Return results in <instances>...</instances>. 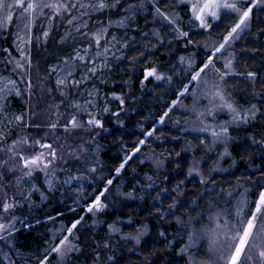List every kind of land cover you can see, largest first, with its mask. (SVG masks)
I'll return each mask as SVG.
<instances>
[{
    "label": "snow or ice",
    "instance_id": "1",
    "mask_svg": "<svg viewBox=\"0 0 264 264\" xmlns=\"http://www.w3.org/2000/svg\"><path fill=\"white\" fill-rule=\"evenodd\" d=\"M258 6H264V0H0V34L13 37L11 48L19 54L18 57L13 55L8 47L0 49V55L4 56L0 60V65L4 66V71L0 72V242L9 249L13 247L11 239L16 224L21 222L16 212L31 200L32 194L40 191L36 184L31 183L38 174H43L42 186L53 191L59 186L71 185L72 181L83 180L87 178V173L97 171L95 167H88L87 173L81 174L79 165L88 160L87 144L73 146L56 132L61 128L70 134L81 129L103 128L101 113L89 111L97 107L94 100L100 98L99 90L91 91L89 85L95 88L97 81L106 83L100 77L106 69L108 74L111 73L112 61L127 59L122 50L129 49L131 45L127 36L121 39L117 31L127 29L138 13L148 11L145 20L147 22L148 16L151 17L150 22L154 27L150 34L156 37L157 42L161 40V33L168 30L176 40L185 42V50L191 46L200 48L203 53L199 63L191 53L177 57V74L183 73L187 81L183 83L181 91L174 93L176 99L167 105V110L157 122L165 123L166 118H170V112L179 106L183 109L185 124L191 125V128L181 126L182 131L207 133L205 138L199 140L206 156L219 146L224 148L219 153V159L208 167L206 175L202 160L193 159L187 168L186 178L198 177V183L203 187L198 198L188 202L186 211L194 214L175 216L177 205L182 208L184 204L173 201L167 209L157 208L154 215H158L165 223H171L174 217L175 224L181 227L179 235L182 244L176 255L184 264H264V167L245 176L243 181L238 177L234 184L228 183L227 186L218 183L217 177L213 175L234 174L231 168L235 166V160L229 168L221 167L219 162L230 155L228 145L233 139L230 128L250 124L262 115L258 103L240 105L228 87L233 76L244 77L253 90L257 84L264 85V76L258 72L239 71L241 66L236 62L237 56L230 51L234 42L249 28L253 10ZM181 9H186L187 21H184ZM226 17H234V23L225 26L222 37L212 38L211 29L218 27ZM61 27L64 32L58 43L70 47L71 51L57 57V63L46 68L47 75L42 79V86L54 79L55 87L48 88V92L55 91L61 98V104L54 106L57 111L52 113L56 119L46 125L47 131L43 136L14 135L11 127L13 123L23 124L26 129L34 128L37 133L41 129L38 123L32 124L31 120L25 122L26 115L35 116V113L26 112L9 117L5 109L9 97L23 95L20 84H24V91L31 95L32 50L39 49L41 45L46 49L53 29ZM185 27L189 30H184ZM193 27L197 29L195 35L207 34L208 38L202 44L193 38ZM148 35L144 33L145 38ZM208 39L212 42L209 43ZM168 46L172 47V41L168 42ZM135 51L139 55L132 58L133 65L139 63L141 57L144 63L148 62L145 56L147 49ZM200 54L196 53L197 56ZM171 68V62L166 70L160 65L144 67L140 83L144 84L149 78L172 82ZM5 72L8 74L5 75ZM186 95L191 99V104L183 102L182 98ZM113 99L118 100L121 106L125 103L121 96L113 95ZM257 99L262 98L257 96ZM62 105L71 110L70 118L63 123L62 114L58 111ZM107 112L109 109L105 107L103 113ZM112 115L118 116L119 113L113 112ZM221 115L228 118L220 120ZM173 123L181 124L179 120ZM261 127H264V122ZM154 133L153 127L144 135L151 137ZM250 139L254 144H264V140H257L255 136ZM146 142L140 139L133 146L132 153L140 152V146ZM187 147H191L190 143ZM176 156L179 157L180 153L177 152ZM129 159L131 155H126L115 169L116 174L121 173ZM155 163L159 167L163 161L156 160ZM181 163L177 161V168ZM60 175L65 176L63 181ZM12 177L14 182L10 180ZM147 179L152 180V177ZM112 183L108 179L102 190H96L98 194H94V199L84 210L90 213L103 211L107 205L102 198H106L108 186ZM25 185L30 187L26 188ZM182 185L183 180L174 186L173 191L182 192ZM12 188L15 191L10 195L9 189ZM127 196L131 198L132 193H127ZM41 198H44L43 192ZM155 199L159 201L160 195ZM48 219L55 220L51 216ZM82 220L83 217L55 230L52 237L45 241L43 258L35 257L36 264H50L49 257L52 254L58 257L57 264H66L72 253H81L79 237L74 230H77ZM124 223L132 224V220L109 224V234H120L121 240L134 241L139 245L141 238L148 234V226L137 228L135 235H125L119 226ZM169 235L160 226L159 238L167 239ZM171 244L172 240H168V245ZM108 247L105 243L104 248ZM113 259V256L107 257L108 261ZM100 261L101 254L95 253L94 264ZM0 264L15 262L8 252H3L0 254Z\"/></svg>",
    "mask_w": 264,
    "mask_h": 264
},
{
    "label": "trees",
    "instance_id": "2",
    "mask_svg": "<svg viewBox=\"0 0 264 264\" xmlns=\"http://www.w3.org/2000/svg\"><path fill=\"white\" fill-rule=\"evenodd\" d=\"M183 19L185 21L184 16ZM137 20L138 22H141L140 18ZM150 21L151 17L148 16L147 22ZM233 22L234 17H226L222 22L219 23L218 27L214 26L212 28L211 33L220 37L224 34L225 26L230 25ZM60 30L62 31L63 28H59L57 32ZM191 33L193 34V38L200 44L206 40L205 35H195V31ZM164 34L170 38L168 36V30H165ZM145 41L152 47L155 45L153 48L156 49V54L148 55V57H150V59L154 62H156L159 58L166 59L172 55L173 44L172 47H169L166 44H159L150 37H147ZM241 41L239 42L240 44L238 43L236 45V50L239 53L237 63H239L241 66L238 70L242 72L255 71L261 76H264V11L258 17L257 22L253 23L252 33H249L243 37ZM136 42L137 44L135 46L139 44L138 40ZM48 48L50 49L47 53L49 62L57 61V57L63 55L64 51L66 50L61 49L62 45H58V43H55L52 46L50 45ZM136 49L141 48L137 47L134 49H124L123 53L127 59L115 66L111 71L108 81L115 83L113 91L124 93V86H127L129 81H131L130 78L132 70H136L137 75L134 76L132 81V90L134 93L138 94V83L142 79L141 69L143 68V64H139L140 66L136 67L131 63L132 58L139 55V53L135 51ZM195 49H197L198 52L201 50L200 48ZM153 65L154 64H148V67ZM145 82L147 83L148 87H150V81L147 80ZM182 87L183 86L181 85L180 90ZM228 87L233 93L240 94L241 96L244 95V91L246 93L248 90L246 83H244V81L238 77H231ZM150 88L151 90L142 94V96L136 100L137 108L140 107L139 110L128 115H125V113L121 115V120L124 122L123 126L115 124L113 122L115 121V116L111 114L106 115L105 118L108 116L106 119L103 117L104 125L108 129V132H106L101 137L103 150L100 153V161L105 172H107V176L103 178L101 182H96V188H94L95 191L93 192V195L97 193L96 190L103 189L105 182L108 179H112L113 183H117V181L119 182V180L122 178L124 181H126L127 186L130 187L134 181H141L142 175L153 172L151 166L141 163L138 156H134L126 163L124 169L122 170L121 178H115V169L125 159L126 155H129V153L132 152L133 146H135L140 139H144V132L153 129L155 122L149 123L147 121L148 116L154 112L157 114L156 116L159 117L167 109V104H163L160 101V96L165 93L169 96V101H172L176 99V95L174 93L179 92L178 89L175 92H172L171 90L164 89L160 86H152ZM255 89L259 90L264 96V85L257 84ZM105 90L108 91L109 89L105 88ZM23 99L24 98H18L14 96L9 97L5 109L9 117L23 113L25 109L22 108ZM109 107L111 109L120 108L117 103H110ZM33 121H36V119ZM257 123L258 122L249 125V128H242L244 129L242 133L246 139L242 137L240 138V142L238 144L236 142V144L233 142L230 143L232 155L230 160L227 159L225 164L232 163L233 160H235L238 163V166L232 172L234 173L232 175H229L228 173L223 175L214 174L217 177L218 183L225 184V186H227L228 183L234 184L238 177L241 181H243L245 176L256 172L251 171L252 169L249 167L250 164L256 163L258 170L260 167H264V156L256 158V156L259 154L258 149L250 142V137L252 136L257 137L258 139L259 137L262 139L264 137V127H261V125ZM11 127L13 129L14 135L19 134L17 132L16 126L11 125ZM4 130L7 131V127H5ZM230 132H232V137L234 138L236 135L234 134L235 131L230 130ZM184 137L194 147V159L202 160V162L208 159L206 163L204 162L202 164L204 173L207 174L208 167L210 166V156L209 154L206 156L204 148L200 147L199 145V140L205 138L206 135H197L193 133L183 135L179 131L175 130V127L156 126L154 137L146 140L147 142L143 146L142 150L149 148L156 155H158V157L164 159L165 161L164 169L161 174L158 176H153V179H155L157 182V186L155 185L154 188H150L142 193L143 201L141 203H137L135 201L126 202L119 200L121 206L116 208L113 207L116 200L114 199L113 204H111V211H107L100 216L105 223L104 227L96 231L97 234L93 235L94 238L91 239L88 234V237L85 239L81 238L78 240V244L80 245L82 252L73 254L69 259V264H94L95 253L101 254V261L99 264H166V262H170V264H184V261L176 255L181 247L182 242H175L173 246H169L167 239L159 238L160 226H163L166 230H175L176 232L178 231L176 230L174 217L171 219V223H165L164 221L160 220L158 215H154L157 208L167 209L168 205L173 201H178L184 204V207L181 208L179 205H177V208L175 209L176 213L180 216L194 214L186 211L188 208V202L195 201L199 194L203 191V187L198 183L199 179L186 178V171L190 162L192 161V158L186 154L183 141ZM161 138H166L167 141L160 142L159 140ZM177 152L180 153L179 157L176 156ZM178 160L182 161L179 168H177ZM221 177H223V179ZM253 179H256V177L253 176ZM181 180L184 181V185L181 186L184 190L182 192L173 191L174 186L177 185ZM144 183H142V185L145 186L146 184ZM111 186L114 185L112 184ZM91 189V186L86 189V196H82L81 204L78 208H75V210L69 208L66 204L58 202L56 196H50L49 202L43 209L44 212H38L37 214L40 216V213H42L41 217L32 222H26L23 220L26 223L22 222L23 224L17 230H15L13 237L16 236V240L13 242L11 240L13 251L17 252V255L20 258H24V260H30L32 263L36 264L35 257L40 256L41 259L43 258V252L46 247L45 241H48L52 237V233L59 229L60 225H70L71 222L80 219L81 217L86 218L84 221H89L91 219V216L84 210L94 198L92 196V198L85 199V197H88V193H90ZM112 190L114 192V189ZM125 191H128V189L126 188ZM158 194L160 195L159 201L155 199ZM117 201L118 200H116V202ZM201 205L204 206L203 201H201ZM58 213H62L63 215L60 216ZM49 216L54 217L55 220H49ZM23 219L25 218L23 217ZM129 219L132 220V224L123 225L121 228L122 233L135 235L137 228H140L143 225L148 226V234L139 245H135L133 247L129 246L128 251L120 250L117 253V256L112 255L113 251L111 249L110 250L112 252H110L108 249H103L100 247L102 246L100 245L102 240H100L99 237L103 235L105 226L113 224L116 221H127ZM86 230L88 229L85 225L84 231ZM96 239H99L100 246L95 245ZM110 254L114 256L113 261L107 260V257ZM52 260L54 261L53 264H57L58 257L56 254H52L51 261Z\"/></svg>",
    "mask_w": 264,
    "mask_h": 264
},
{
    "label": "rangeland",
    "instance_id": "3",
    "mask_svg": "<svg viewBox=\"0 0 264 264\" xmlns=\"http://www.w3.org/2000/svg\"><path fill=\"white\" fill-rule=\"evenodd\" d=\"M180 11H181L182 16H184L185 21H187L188 15H187L186 9H181ZM263 11H264V6H258L256 8H254L251 19L249 21V28L246 29L245 32L241 34V38L239 40H237L236 42H234L232 49H230V51H232L236 54L237 58L239 56V53L236 50V45L241 41V39L243 37H245L249 33H252L253 23L257 22L258 17L260 16V14ZM147 15H148V11H145L144 13H138L136 16V19L134 21L130 22L129 27L127 29L118 30L117 35L120 36L121 39H123L124 36H127L128 43L131 45V47H130L131 49L139 47V48H141V50H143V49L148 50V51H145V56L148 58V62L144 63V58L141 57V61L139 63L134 64L136 67H139L140 66L139 64H143V68L141 69L142 78H143V69H144V67H148V64L160 65L163 69L166 70L169 68V64L171 62V64H172L171 74L173 75V81L172 82H168L167 80L157 81L154 78H149L148 81H150V84H151L150 87H152V86L153 87H159L160 86L164 89L171 90L172 92H175L177 89L179 91H181L182 88L180 90V86L181 85L183 86V83L187 81V77L183 73L177 74L178 68H179V61H178L177 57L179 55H187V54L191 53L194 56V58L196 59L197 63H199V61L203 58V53L200 50L201 54L199 56H197L196 55V53L198 52L197 49H195L191 46H189V48L187 50H185V48H184L185 42L183 40H176L174 38V36L171 34L168 35L170 37V38H168L164 34V31L161 33L160 42H157L156 37H154L150 34L154 25L151 22H146L145 16H147ZM139 18L141 19V22H138L137 19H139ZM212 23H216V22H212ZM58 29L59 28L53 29L52 36L49 38V43L46 46V49H45V46L41 45V47L39 49L34 48L32 50L33 67L31 69V79H32L33 88L31 91V95H29V93L27 91H24V87H25L24 84L19 85L22 92H23V95L19 96L18 98H24L23 102H22L23 103L22 108L23 109L25 108L23 113L28 112V113H35L36 114L35 116L26 115L25 116V122L27 123V122H29V120H31L32 124L38 123L41 125V129L37 133V131L34 128L33 129H26L23 124L13 123L12 126L14 125L17 127V132L20 135H32L34 137L37 135L43 136L45 134V132L47 131L46 125L50 121H54L56 119V117L53 116L52 113L57 111V109L54 106L57 104H61V98L59 97V94L55 91H53L51 93L48 92V88H50V87L54 88L55 87L54 79L51 81H46L43 84V86H42V79L45 78L47 75L46 68L49 65H54L57 63V61L49 62L48 58H47V53L50 50L48 47L50 45L52 46L53 44L58 43L60 35H62L64 32V28L62 31L60 30L59 32H57ZM184 30L188 31L189 28L185 27ZM193 31L197 32V29H195L194 27L191 28V32H193ZM144 33H149V35L147 37H150L152 40L156 41L159 44H166L168 46V42L172 41V44H173L172 55L166 59L165 58H159L156 62L151 60L150 57H148V55L156 54L155 53L156 49L153 48L151 45H149L145 41L146 38L144 36ZM58 35H59V37H58ZM203 35H205L206 39L208 38L206 33ZM211 37L212 38H218L219 36H215L213 33H211ZM220 37H222V36H220ZM137 40H138L139 44L137 46H135L137 44V42H136ZM208 42L211 43L212 42L211 39H208ZM12 43H13V37L6 36L4 34H0V49L5 48L7 46L13 52V55L18 57L19 54L15 51V49L11 48ZM58 45H60V44L58 43ZM61 49H66L64 51L63 55L67 54L68 52L71 51L70 47L63 46V45H62ZM122 52H123V50H122ZM123 55H125V54L123 53ZM2 59H4V56L0 55V60H2ZM123 61H125V59L120 60V61L113 60L112 65H111V71L114 69L115 66L122 63ZM8 70L9 71L11 70L10 66H9ZM3 71H4V66L0 65V72H3ZM4 74L7 75L8 73L5 72ZM135 75H137V71L132 70V74H131V78H130L131 81H129L127 86H124L125 87L124 93L113 91V87H114L115 83L108 81V77L110 76V74H108L107 69L105 70V73L102 74L100 77V79L105 80L106 83L101 84L99 81H97L95 84V88H93L91 85H89V90L95 91V89H98L99 94H100V98L94 100V103L97 105V107L91 108V109H89V111L93 112L94 114L96 112L101 113L100 118H101L102 123H103V128L81 129V130H76L74 133H71V134L65 133L63 131V129L61 128V129L57 130L56 135L61 136L63 139H65L69 143H71L73 146L79 145L81 143H86L87 144L88 160H87V163L82 162L79 165V171L81 174L87 173L88 167H95L97 169V171L95 173H87V178H85L83 180L72 181L71 185L59 186L56 189H54L53 191H48L45 187L42 186L43 182H44L43 174L42 173L38 174L36 179L32 180L31 183L36 184V186L40 188V191L32 194L31 200L29 202H25L24 207L16 212V215L21 218V222L16 224V230L23 224L22 222L36 221L39 217H41L42 213L44 212L43 209L45 208V206L49 202L50 196H56L58 202L66 204L69 208H72L73 210H75V208H78L80 206L81 201H82V196H84L86 194V192H87L86 189L89 186H91L92 189L90 190V193H88V197H85V199L92 198V196L94 197L93 192L95 191L94 188H96L95 187L96 182H101V180H103V178H105L107 176V172H105L103 165L100 161V153L103 150L102 144H101V141H102L101 137L106 132H108V129L104 125L105 116L110 115V114L112 115L113 112L119 113L118 116H115V121H113V122L119 126H123L124 122H123V120H121V115L124 113H125V115H128L130 113H134V111L139 110L140 107L137 108V106H136L137 101L136 100L139 99V97L142 96V94L151 90V88L148 87L146 82H144V84H141L139 82L138 83L139 92H138V94L134 93V91L132 90L133 89V82L132 81H133ZM233 77H238V78L242 79L244 81V83H246L247 89L249 90V91L247 90L246 93L244 91L243 96H241L240 94L233 93V95L237 98L238 103L240 105L248 106L250 102H256L259 104L260 112L262 113V115H260L257 120H255L254 122H251L250 124H244V125H240L238 127L233 126L230 128V130L235 131L234 134H236L235 137L233 138L232 132H230V135L233 138L230 143L233 142L234 144H236V143L238 144L240 142V138L244 137L246 139V137L242 133L244 131V129H242V128H244V127L249 128V125L255 124L256 122H258L261 125V123L264 121V96L262 93H260L259 90H257V89L253 90L250 82L246 81L244 77H241V76H233ZM105 88H108L109 90L106 91ZM113 95L121 96L124 99L125 103L121 106V104L118 100L113 99ZM257 96H260L262 99H257ZM14 97H16V96H14ZM105 97H107V99H105ZM73 99H78V97H74ZM182 99H183L184 103L191 104V99L187 95L185 97H183ZM160 101L163 104H167V105L171 102V101H169V96L166 95L165 93H163L160 96ZM110 103H117L121 109L120 108L119 109H116V108L111 109L109 107ZM105 107H107L109 109V112L103 113V109ZM58 111L62 114L61 123H63L64 120L70 118V116H71V110L68 109L65 105H62ZM23 113H21V114H23ZM156 115L157 114L153 112V114H150L147 118V121L149 123L155 122L154 126H153L154 128L156 126H172V127H175V130L179 131L183 135H186L188 133H193V134H197V135L200 134V135H206L207 136V133L196 132V131H182L181 130V126H183L185 128H191V125L185 124L183 109H181L179 106H177L174 110H172L170 112V118H166L165 123H163V124L157 122L159 117ZM227 118L228 117L225 115H221L219 117L220 120H225ZM34 119H36V121H33ZM175 120H179L181 122V124L180 125L174 124L173 121H175ZM153 137H154V135L151 137H147L144 135V140H147V139H150ZM255 138L257 140H264V137H263V139L261 137H259V139L257 137H255ZM159 141L165 142V141H167V139L161 138ZM183 141H184V148L186 149L189 142L185 137L183 138ZM250 142L253 144V146H256L258 149L259 154L256 156V158L264 156V144H254L252 142V140ZM230 143L228 145V151H229L230 155L228 157H224L223 159L219 160L221 167H224V168H229V166L232 165V163H233L232 162L229 164H225L227 159L230 160L231 155H232V152L230 150V146H231ZM143 146L144 145L140 146V148H141L140 152L134 153V154L131 152V153H129V155H131V158L134 156H138L141 163L151 166L153 172L150 174L142 175L141 181H136V182L134 181V183L130 187H128L126 181H124L121 178L122 171L119 174H115V178L119 177L121 179L119 180V182L117 181V183L116 182L112 183L114 186H111L112 184L110 186H108L109 191L106 193V198H102V201L107 205V207L101 212H91L90 213V212L86 211L87 214H89L91 216V219L89 221H87V220L84 221V219H86V218L83 217V220H82L81 224L78 225L77 230H74L75 235L78 236L79 239H81V238L85 239L86 237H88V234H89V237L92 239V238H94L93 235L97 234L96 231H98L99 229L104 227L105 223L103 222V220L101 219L100 216H101V214H103L107 211H111L110 208L112 207L111 204H113L114 199L118 200L117 202H116V200L114 202L113 207H116V208L121 206L119 200L126 201V202L135 201L137 203H141L143 201L142 193L147 191L150 188H154L155 185L157 186V182L155 179H153V176H158L161 174V172L164 169L165 161H164V159L158 157V155H156L149 148L142 150ZM223 150H224L223 146H219L212 153H209L210 165L214 161L219 159V153L223 152ZM185 151H186V154L189 155L193 160L194 159L193 158L194 147L191 145V147H187V150H185ZM156 160H162L163 164L160 165L159 167H157V165L155 163ZM207 161H208V159H206V162ZM203 163H204V161L202 162V164ZM237 166H238V163L236 162L235 166L231 168V172H233ZM249 167H250V169H252L251 171H257L258 170V166L256 165V163L250 164ZM73 172L75 174V172H76L75 168L73 169ZM214 174H216V173H214ZM223 174H227V173H219L217 175H223ZM149 176L152 177V180L147 179V177H149ZM59 178L61 181H63L65 179V176L60 175ZM196 178L199 179L198 177H196ZM10 180L12 182H14V177L10 178ZM6 182H8V181H6ZM142 183H144L146 185L144 186V185H142ZM105 184H106V182H105ZM25 187L28 188V187H30V185H25ZM126 188L128 189V191H125ZM112 189H114L115 194H114ZM13 191H15L14 188L9 189V194L11 195V193ZM41 192H43V194H44L43 199L41 198ZM123 192H128V193L131 192L132 197L129 198L127 196V193H123ZM21 210H22V212H21ZM38 212H42V213H40L41 215L39 214L40 216L37 215ZM175 216H180V215L177 214L175 211ZM23 217L25 219H23ZM23 220H25V221H23ZM35 224H37V223H35ZM125 224H127V223H124V224L119 225V226L122 228V226ZM85 225L87 226V229H88L86 231H84ZM60 227H61V225H60ZM176 230H178V231L176 232L175 230H173V231L167 230V232L170 233V235L167 237V240H172L171 246H173V244L175 242H179V241H180L179 243L182 242L181 236L179 235V233L181 232V227L176 225ZM123 234H125V233H123ZM125 235H128V234H125ZM81 236H83V237H81ZM145 237H146V235L141 238V241ZM15 238H16V236H14V237L12 236V239H11L12 242L14 240H16ZM99 238H100V240H102V242L100 244L102 246L99 245V239L98 240L96 239L95 245L96 246L99 245L100 247L105 249L104 244L107 243L109 245V247L107 249L108 250L111 249L113 252L111 250H110V252H112V255H115V256H117V253L120 250L128 251L129 246L133 247V246L137 245V244H135L134 241L121 240L120 234L110 235L108 226H105L103 235H101ZM79 247H80V245H79ZM129 251H131V250H129ZM3 252H8V255L15 262V264H34L30 260H27V259L24 260V258H20L17 255L18 254L17 252L13 251L12 248L11 249L7 248L3 244V242H0V254H2ZM73 254H77V253H72L71 256ZM112 255L110 254L109 256H112ZM51 256L49 257V262L51 264H53L54 261L53 260L51 261ZM68 262H69V260L66 262V264H69Z\"/></svg>",
    "mask_w": 264,
    "mask_h": 264
}]
</instances>
